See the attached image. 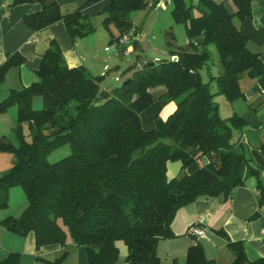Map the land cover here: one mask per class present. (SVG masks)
<instances>
[{
  "label": "trees",
  "instance_id": "16d2710c",
  "mask_svg": "<svg viewBox=\"0 0 264 264\" xmlns=\"http://www.w3.org/2000/svg\"><path fill=\"white\" fill-rule=\"evenodd\" d=\"M107 1L102 10L104 25L115 24L117 41L130 34L137 44V28L131 14L149 5L150 0H87L73 12L64 13L55 0H13L7 9L26 2H39L42 10L24 16L35 31L63 21L73 42L93 31L83 11ZM159 0H152L155 6ZM174 21L184 24L189 43L168 42L171 59L144 62L122 87L101 90L106 75L92 76L84 66L67 65L56 41L42 55L37 80L21 90H12L0 102V115L17 107L14 127L19 145L0 138V152L14 156L12 168L0 176V209L9 203V191L21 186L29 205L20 217L9 216L0 227L26 237L33 234L36 249L67 245L68 238L87 251L88 264H117L118 242L127 247L129 264H162L158 244L175 237L172 223L177 212L200 198L223 196L228 200L235 189L256 177L260 205L264 204L261 170L251 166V158L234 133L246 121L238 114L224 119L217 94L234 102L244 99L240 81L257 79L264 89V59L248 47L243 25L252 17V0H171ZM6 9V10H7ZM194 9L199 15H195ZM240 21L239 26L235 19ZM123 46V45H122ZM215 47L221 72L212 77L218 92L210 90L201 71L207 67ZM176 56L177 60L172 57ZM26 62L20 52L10 53L0 65V88L7 73ZM155 62L154 65L150 63ZM164 86V102L175 101L176 109L156 128L142 126L141 112L155 101L151 89ZM43 100L42 109L34 99ZM31 140L28 141L24 127ZM68 144L71 153L57 162L48 156ZM209 162L188 172L196 161ZM181 162L180 173L168 177V163ZM234 254L230 264H264V257L250 261L243 241H233L224 230ZM67 252L50 264H62ZM21 254L11 253L0 264H20ZM188 264H214L201 244L189 248Z\"/></svg>",
  "mask_w": 264,
  "mask_h": 264
},
{
  "label": "crops",
  "instance_id": "0c3cea01",
  "mask_svg": "<svg viewBox=\"0 0 264 264\" xmlns=\"http://www.w3.org/2000/svg\"><path fill=\"white\" fill-rule=\"evenodd\" d=\"M12 1L0 0V5L2 3L9 5ZM55 1L64 12V7L68 9L69 5L75 8L87 0ZM216 1H225L228 8L233 11L229 0ZM106 4L107 1L96 3L84 9L83 12L86 14H89L88 12L101 13ZM166 4L168 3L166 2ZM41 10L42 4L39 2L21 3L7 10L0 7V65L5 62L10 53L20 52L26 57V62L22 66L15 67L7 73L0 88V102L12 90H21L37 80L36 71L40 67L42 55L53 40L62 48L67 65L70 67L84 66L87 70L90 68L87 56L80 50L79 40L76 42L71 40L63 21L56 22L41 31L32 30L25 25V15ZM242 29L248 38L249 49L259 53L264 59V0H252V17L245 21ZM106 69L109 70L108 65L104 66V70ZM240 85L245 94L243 101L247 106L245 111L234 112V114L240 115L246 121V126L243 130H237V140L251 158V166L261 170L260 177L264 183V89L257 79L248 76L240 81ZM6 115L7 113L0 115V123L6 124V126L9 124V130L14 129L17 115L15 119L10 116L9 119L4 120L3 117ZM13 162V154L0 152V174L7 173L12 168ZM208 162V157H202L200 163L195 162L187 171L193 172ZM181 167V162H169L168 177L170 179L176 177L180 173ZM259 200L258 180L254 176L249 177L243 186L235 189L228 200H225L223 196L200 198L177 212L172 223L175 237L167 240L162 239L160 243L176 241L186 247V252L191 246L199 243L204 247L207 255L209 252L211 253L210 260H213L214 264H230L234 260V254L227 247V240L218 233V230H224L231 240L244 242L250 261L264 257V204L260 205ZM3 219L2 217L0 221ZM202 219L203 222H201ZM193 225L203 227L205 236L199 237L190 234L189 229ZM6 233L12 232L0 227V235L8 236ZM28 236L32 237V240L25 243L21 251L14 252L13 249H7L8 251L0 255V262L11 253H20V264H36L40 261L43 264H50L49 261L45 262V260H50L47 256L60 251L57 249H60L61 246H46L37 250L34 235L29 234ZM121 243L118 242L120 257L122 254ZM170 245L172 248L169 256L173 257L176 254L175 244ZM85 253L84 257L83 252L80 254L81 264H88L87 251Z\"/></svg>",
  "mask_w": 264,
  "mask_h": 264
},
{
  "label": "rangeland",
  "instance_id": "374dc122",
  "mask_svg": "<svg viewBox=\"0 0 264 264\" xmlns=\"http://www.w3.org/2000/svg\"><path fill=\"white\" fill-rule=\"evenodd\" d=\"M190 5L192 2L197 4V0H186ZM166 2L168 4H166ZM152 0H150L149 5L144 8L135 10L131 14V21L134 28H137L136 40L137 44L135 47L131 45L130 52L126 53L127 45L118 46L117 41H112L119 36L120 31L115 24H111L109 27L104 25L105 15L101 13H84L89 17V22L93 27V31L83 38H79L80 50L83 54L87 56V63L89 65V72L92 76H101L102 73L106 75L104 81L100 84L101 90L112 92L117 87H122L124 82L128 81L132 73L142 67L144 62L151 61H163L170 60L171 53L168 46V42L171 37L178 47H186L189 43V38L186 33V27L184 24H179L174 21L172 11L173 3L171 0H159L155 6L151 5ZM232 10H235V6L229 1ZM78 7V6H77ZM77 7H66L63 8L64 12H73ZM195 15H199L198 10L194 9ZM235 24L239 26L240 21L236 18ZM132 38V37H131ZM211 51V61L209 65L202 69L201 74L205 82L210 83V90L213 93L218 92L217 83L212 80L220 74L221 67L219 63L218 51L215 47L210 48ZM108 65V69L104 70V66ZM155 101L147 109L141 112L142 126L145 130L151 131L156 128L157 119L165 120L175 109V101L164 102L161 96L166 92L164 86H158L151 89ZM6 98V97H5ZM4 98V99H5ZM215 101L219 104L220 114L224 119L231 117L234 112L240 113L245 111L247 104L243 99H238L234 102L229 101L225 95L217 94L215 96ZM43 107V100L41 97L37 96L34 99V108L39 110ZM4 120L12 117L16 118L17 107H11ZM5 113V114H6ZM2 124L0 126V138L5 135L9 141L14 145H19V137L15 129L9 130V124ZM25 133L27 134L28 141L31 140L29 135V130L27 126L24 127ZM238 132L235 131L233 141H238ZM71 153V148L68 144L58 148L52 152L48 159L50 162H57L61 159L67 157ZM201 159L196 162L200 163ZM4 175V174H3ZM0 176H2L0 174ZM9 203L6 208L0 209V219L14 216L20 217L29 205L27 195L21 186H14L9 191ZM4 232V231H1ZM5 234V233H3ZM6 235H0V243L2 247L0 248V255H3L9 249H13L14 252H19L23 249L25 243L32 240V237L26 236L22 237L13 233H6ZM32 236V235H31ZM167 240V239H165ZM68 242L69 245H68ZM172 242V243H170ZM175 244L176 254L173 257L169 256L171 251V245ZM181 243H176V241H163L159 242L158 250L162 264H188L186 252V247L180 245ZM122 254L119 257L117 264H129L126 262V257L128 254L126 245L121 243ZM60 250L57 253L48 255V259L45 262H53L57 258L62 257V255L67 252L65 260L62 264H81L80 254L83 252V257L86 254L85 247L76 245L72 239L69 237L67 245L65 247H59ZM8 249V250H7ZM173 250V249H172ZM174 251V250H173ZM174 253V252H173ZM211 253L206 254V257L210 260ZM36 264H43L41 261Z\"/></svg>",
  "mask_w": 264,
  "mask_h": 264
},
{
  "label": "built area",
  "instance_id": "2783aa9c",
  "mask_svg": "<svg viewBox=\"0 0 264 264\" xmlns=\"http://www.w3.org/2000/svg\"><path fill=\"white\" fill-rule=\"evenodd\" d=\"M0 7L2 9H7V4L2 3ZM131 40L132 38L130 34H126L120 39V42H119L120 45H127V49L125 50L126 53L130 52ZM172 59L177 60V57L173 56ZM201 222H203V219L201 220ZM189 232L190 234L195 235V236H199V237L205 236V229L201 226L193 225L190 227Z\"/></svg>",
  "mask_w": 264,
  "mask_h": 264
},
{
  "label": "water",
  "instance_id": "95a60500",
  "mask_svg": "<svg viewBox=\"0 0 264 264\" xmlns=\"http://www.w3.org/2000/svg\"><path fill=\"white\" fill-rule=\"evenodd\" d=\"M154 64H155V62L150 63L151 66L154 65ZM129 81H130V80L124 82L123 86H124L127 82H129ZM257 215H258V214H257ZM255 217H256V216H255Z\"/></svg>",
  "mask_w": 264,
  "mask_h": 264
}]
</instances>
